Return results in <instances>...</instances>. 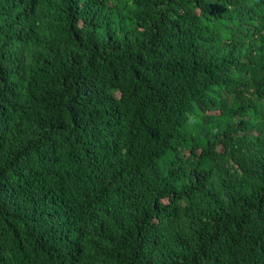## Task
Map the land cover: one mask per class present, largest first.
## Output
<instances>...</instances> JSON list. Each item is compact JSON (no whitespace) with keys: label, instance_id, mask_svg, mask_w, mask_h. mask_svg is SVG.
I'll return each instance as SVG.
<instances>
[{"label":"trees","instance_id":"16d2710c","mask_svg":"<svg viewBox=\"0 0 264 264\" xmlns=\"http://www.w3.org/2000/svg\"><path fill=\"white\" fill-rule=\"evenodd\" d=\"M0 264H264V0H0Z\"/></svg>","mask_w":264,"mask_h":264}]
</instances>
